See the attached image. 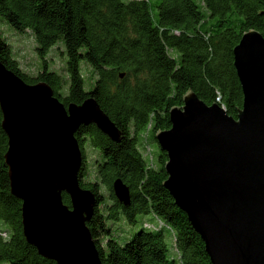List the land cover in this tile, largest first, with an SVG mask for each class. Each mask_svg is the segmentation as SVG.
Listing matches in <instances>:
<instances>
[{
	"label": "trees",
	"instance_id": "trees-1",
	"mask_svg": "<svg viewBox=\"0 0 264 264\" xmlns=\"http://www.w3.org/2000/svg\"><path fill=\"white\" fill-rule=\"evenodd\" d=\"M263 11L264 0H0V61L28 84H49L65 106L94 97L121 130V141L95 123L75 132L83 153L79 181L96 196L87 225L102 264H213L201 235L164 186L166 151L160 147L154 162L143 141L171 127L170 110L183 105L189 90L207 104L219 92L226 111L238 116L243 91L234 48L251 29L264 35ZM2 21L31 31L43 57L65 46V74L47 66L36 74L24 71ZM84 63L91 72L88 85ZM2 120L0 107V264H58L24 234L23 201L11 190ZM87 143L99 151L95 180L88 178ZM119 178L130 187L129 205L115 195ZM62 198L71 207L67 192ZM149 213L161 228L145 222L130 239L118 238L116 221L124 217L135 224L139 214Z\"/></svg>",
	"mask_w": 264,
	"mask_h": 264
},
{
	"label": "water",
	"instance_id": "water-1",
	"mask_svg": "<svg viewBox=\"0 0 264 264\" xmlns=\"http://www.w3.org/2000/svg\"><path fill=\"white\" fill-rule=\"evenodd\" d=\"M264 13V11H263ZM243 106L231 116L193 90L170 110L156 139L168 159L164 186L201 235L213 264H264V35L251 29L234 48ZM123 77L124 74H121ZM2 128L12 192L23 201L27 240L58 264H102L87 222L96 196L79 181L75 132L95 123L115 141L121 130L94 97L65 106L46 82L26 83L0 61ZM131 203L130 187L113 183ZM62 192L71 198L63 202Z\"/></svg>",
	"mask_w": 264,
	"mask_h": 264
},
{
	"label": "rangeland",
	"instance_id": "rangeland-1",
	"mask_svg": "<svg viewBox=\"0 0 264 264\" xmlns=\"http://www.w3.org/2000/svg\"><path fill=\"white\" fill-rule=\"evenodd\" d=\"M1 30L3 36L11 44L14 55L18 59L20 66L24 69V71H26L27 73L36 74L39 70L47 66L49 70L57 71L61 75L65 74V66L67 62L65 46H63L62 44L56 45L46 53L45 57H43L37 50V41L35 35L31 31H27L24 33L19 32L5 21L1 22ZM83 73L85 75V78L87 79L88 85V81L91 77V72L89 66L85 63L83 64ZM86 87L89 88V86ZM143 142L144 153L146 152V154L150 156V152H152L154 162H156V158L158 157L160 151V145L158 144L157 139L150 140L149 138H147V140H144ZM85 151L87 154L88 166L91 170L90 176L88 178L95 180L94 164L95 161L99 158V151L89 143L86 144ZM102 192H105L108 195L105 189H102ZM137 218L138 222L135 224L129 223L124 217L113 224L115 233L118 238L122 240V242L130 239L135 231L139 230L145 222L156 223L153 225V227H151V229H154L155 225V229H159L163 226V224L160 225L158 219L152 213L139 214ZM169 242L170 245L173 243L172 237L169 238ZM173 251L176 252V249H172V252Z\"/></svg>",
	"mask_w": 264,
	"mask_h": 264
},
{
	"label": "built area",
	"instance_id": "built-area-1",
	"mask_svg": "<svg viewBox=\"0 0 264 264\" xmlns=\"http://www.w3.org/2000/svg\"><path fill=\"white\" fill-rule=\"evenodd\" d=\"M216 101H217L218 103H220L221 106L225 107V105L222 103V98H221V95L219 94V92H218V95H217V97H216ZM152 226H153V225H152Z\"/></svg>",
	"mask_w": 264,
	"mask_h": 264
},
{
	"label": "bare ground",
	"instance_id": "bare-ground-1",
	"mask_svg": "<svg viewBox=\"0 0 264 264\" xmlns=\"http://www.w3.org/2000/svg\"><path fill=\"white\" fill-rule=\"evenodd\" d=\"M217 102V101H216ZM218 103V102H217ZM219 104V103H218ZM223 107V106H222ZM223 108H225V107H223ZM154 228H156V226L154 227Z\"/></svg>",
	"mask_w": 264,
	"mask_h": 264
}]
</instances>
